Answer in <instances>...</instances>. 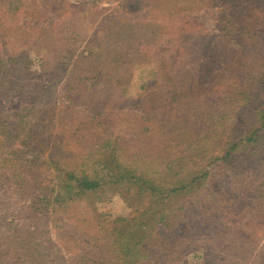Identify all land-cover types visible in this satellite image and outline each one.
Returning <instances> with one entry per match:
<instances>
[{"label": "trees", "instance_id": "trees-1", "mask_svg": "<svg viewBox=\"0 0 264 264\" xmlns=\"http://www.w3.org/2000/svg\"><path fill=\"white\" fill-rule=\"evenodd\" d=\"M132 1L123 0V8L128 10L130 6L136 9L147 0ZM181 1L183 0H167L163 5L161 1L150 0L149 8L164 12L166 8L174 7V12L180 13L183 12V9L180 11L178 8ZM203 1L205 4L211 2L220 8L223 14L221 33L236 39L240 48L228 54L224 53V58L218 57L220 66L211 73L203 72L200 67L205 64V60L200 61V57H196L195 69H185V72L189 73L188 78L191 83L189 88L181 83L162 95L164 100L158 104L157 109L161 110L162 114L165 113L166 119L163 125L158 127L159 133L152 136L156 142L151 146L152 153L157 155L166 151L171 155V149L178 148L184 152L182 153L184 158L188 147L192 146L193 149L196 145L195 148L199 151L206 148L203 155L209 157V163L219 161L223 165H228L237 150L243 148L242 157L248 154L249 159L259 160L257 168L262 170L264 176V133L262 132L264 129V0ZM6 2L14 11L19 8L23 16H26L25 0H6ZM53 3L54 1L50 0L47 2L51 12ZM28 4L31 6L29 10L33 9L31 12L36 13L28 18L34 20L42 13L45 14L42 7L35 5L33 0ZM171 12L173 11H168L167 14L170 15ZM155 18V24L146 23L149 28L145 29L140 37L132 34L126 36L131 25L125 18H119V24L125 25L121 40L117 39L120 41L109 47L111 41L104 44L89 38L85 41L86 54L83 50L76 53V48L73 49L74 41L69 37L63 43L52 39L57 42V47L53 46V52H56L54 55L63 53L62 59L69 60L71 68L63 85V91L73 97V92L82 90L84 85L106 87L108 84L130 80L133 65L151 59V57L145 59L147 53H140L145 46L144 43L151 44L157 49L153 56L161 65L167 49L165 43L172 40L167 39V42L160 45L157 36L158 38L166 36L170 30L175 31L182 27V24L177 23L176 27H172L171 23L174 20L164 19L163 14L162 19ZM116 19L117 17L114 18V22L118 23ZM2 34L1 32L0 35ZM139 38L143 39L144 43L137 44ZM44 42L37 37L32 38L30 44L25 45L24 37L20 49L10 52L6 59L8 63L2 62L0 71L4 77H9V81L0 84V87H4L5 91L10 89L11 93L22 97L25 93V84H29L32 85L30 92L34 96L39 95L38 87H42L45 83H32V75L37 73L30 71L27 52L31 46L38 51H44L42 45ZM137 45L138 49H136ZM147 50L152 52V48ZM16 58L21 63L16 64ZM223 63L225 67L222 68ZM57 64L62 66L60 62ZM43 68L41 66V73ZM61 73L62 71L56 68L52 75L47 74V82H54ZM160 77L159 83L153 82L146 88L143 98L155 95L156 86L164 82L172 83L168 67L161 69L159 79ZM219 77L221 79L225 77L230 81L228 88L222 85L216 89L220 82ZM211 84H215V90L212 95H205L210 96L211 101L206 99L201 101L200 104L204 109L222 108L224 112L229 108L234 109L236 102H241L249 107L252 113L253 123L249 127L244 130L230 128L226 134L225 128L217 131L218 122L207 119L204 130L201 127L195 129L201 117L182 116V108L192 105V100L198 95L199 87ZM68 99L71 100L70 97ZM166 100H169L168 104H165ZM90 102L95 103L90 117L86 116L90 122L82 123H90L91 128L101 129L104 127L103 124L99 125V122L92 121L101 111H95L98 105L94 100ZM33 108L21 109L12 123L0 115V264H47L43 260L46 256L45 248L42 246L41 237H38L36 223L38 225L40 220H47V226L51 225L54 213L58 211L67 213L71 205L88 199V194L95 195L97 191L116 184L124 186L120 192L126 199L134 201V214L129 218L114 219L109 226L106 220L97 222L96 225L91 223V229H86L82 233L85 239L80 236L75 238V235H62L60 232L69 243L75 244L73 238L76 240L75 248L78 252L70 255L66 261L64 257L56 254L53 264H185L191 248L200 250L203 255L216 249L208 247L213 240L222 242L230 235L226 243L247 241L248 233L240 232L234 235L226 227L228 221L224 215L226 209L224 205L225 193L229 188L223 193V197L215 190L211 195L201 192L209 177V173L203 168H195L190 175L169 182L167 185L160 184L145 169L134 164L138 158L137 152L131 153V164L121 161V158L125 157L127 145L130 144L129 151H131L136 141L132 139L122 141L114 130L81 134L75 143L78 152L70 151L68 147L56 141L48 146L45 156L41 159L42 150L38 146L45 145L46 139L43 140L44 135H39L36 129L39 127L45 129L48 126L54 132L53 129H56L59 122L55 121L57 114L55 115V110L51 108L45 111V113L51 112L48 120L39 114L28 116L26 113L32 110L37 114ZM199 110L197 104L192 109V111ZM218 115L220 116L219 112ZM58 116L63 119L65 110ZM42 121H44L43 125H41ZM199 144H202L201 148L198 147ZM212 144L217 148L214 152L207 149ZM149 148L147 146L144 150ZM26 153L31 154L30 159L27 158ZM71 154L77 156L72 157ZM190 160H193V157ZM196 166H201V163ZM35 167L42 169L36 170ZM37 172L41 173L37 174ZM47 173L51 178L48 179L47 184H44V178L41 176ZM252 193L250 201L252 203L257 201L259 207H264V179L262 183L254 186ZM15 218L19 220L14 221ZM70 220L71 218L67 223L63 222L60 225L53 224L54 231L64 230V225H70ZM49 241L50 238L47 237L46 242ZM68 247L70 248V245ZM259 257V264H264V257L262 255Z\"/></svg>", "mask_w": 264, "mask_h": 264}, {"label": "rangeland", "instance_id": "rangeland-1", "mask_svg": "<svg viewBox=\"0 0 264 264\" xmlns=\"http://www.w3.org/2000/svg\"><path fill=\"white\" fill-rule=\"evenodd\" d=\"M25 1L27 5L24 11L26 16H23L19 8L14 11L8 6L6 0H0V31L3 33L0 35V68L2 62L3 64L8 63L6 59L9 57L10 52L13 53L15 49L16 51L20 49L24 37L25 45L30 44L32 38H41L42 41H45L42 44L45 50L38 51L31 46L27 55L30 71L37 73V75H32V83H45V85L38 87L39 95L34 96L30 92L32 85L21 82V84H25V93L22 97L11 93L10 89L5 91L4 87H0V115L12 123L21 109L34 107L33 109L37 111V114L32 110L26 113L28 116L39 114L42 118L48 120L51 112L45 113V111L49 108L55 110L54 114H57L55 121H58L59 125L57 123L56 129H53L54 132L46 124L45 129L41 127L36 129L39 135H44L43 140L46 139L45 145L38 146L42 150L41 159L45 156L48 146L56 141L68 147L67 149L70 151L78 152L75 143L81 134L95 133V131L100 130H114L119 134L120 140L128 141L132 139L136 141L131 151H129L130 144L127 145L125 157L121 158V161L125 164H131V153L137 152L138 158L134 164L141 169H145L160 184L167 185L169 182L190 175L195 168H203L209 173V177L200 191L211 195V192L215 190L218 195L223 197V193L229 188L230 192L225 193L226 202L224 205L226 208L224 209V215L228 221L226 227L234 235L241 232L248 233L249 236L244 243H240V240L226 243L228 238L231 237L230 235L226 236L222 242L213 240L208 244V247L216 249L203 255H201L200 250L191 248L185 264H259V255L264 257V207H259L257 201H253L254 203L250 201L254 186L262 183L264 179L262 170L257 168L259 160L249 159L248 154L242 157L241 151H244L243 148L237 150L228 165H223L219 161L209 163V157L203 155L206 148L199 151L195 148L196 145L193 146V149L192 146L188 147L184 158H182L184 152L178 148H172L171 155L166 151L156 155L152 153L151 148L156 144L152 136L159 131L158 127L162 126L164 119H166L165 113L162 114L161 110L157 109L158 104L164 100L162 95L173 90L176 85L181 83H184L186 88L191 85L188 78L189 73H186L185 69H195L194 59L200 57V61L205 60V64L200 68L203 69V72L211 73L217 66H220L218 57L224 58L225 54L240 48V44L236 39L221 33L223 14L220 8L211 2L205 4L203 0H199V2L197 0L181 1L178 8L180 11L183 9V12L180 13H175L174 7H168L164 12L159 9L150 10V0L137 6L136 9L128 6V10L123 8V0H50L54 1L51 7L53 11L51 12L47 5L49 0H33L35 5L42 7L45 14L42 13L32 20L28 17L36 13L31 12L33 9L29 10L31 6L28 3L31 0ZM158 1H161L163 5L167 2V0ZM168 11L173 12L168 15ZM162 14L164 19L174 20L171 23L172 27H176L177 23L182 24V27L177 28L175 31L170 30L166 36L161 38L157 36L160 45L167 42V39L172 40V42L165 43L168 50H165L161 65L153 56L157 49H154L151 44L144 43L143 39L139 38L137 44L144 43L145 45L140 53H147L145 59L150 57L151 59L136 62L132 67L130 80L108 84L106 87L84 85L82 90L73 92V97L63 91V85L71 68L69 67V60L62 59L63 53H59L58 56L54 55L56 53L53 52L54 47H57V42L54 40L63 43L69 37L74 41L73 49L76 48V53L83 50L86 54L85 41L89 38L104 44L111 41L109 47L121 40L125 25L119 24V18H125L131 25L126 36L129 37L132 34L140 37L141 33L149 28L146 23L155 24V17L162 19ZM115 17H117L115 21L118 20V23L114 22ZM15 34L17 37H15ZM47 35L48 37H46ZM52 39L54 40L52 41ZM145 47L149 50L152 48V52H149ZM136 49H138V45ZM159 50L162 49L159 48ZM55 56L57 57L56 61L54 60ZM58 62L62 66H58ZM17 63H21V61L16 58ZM41 66L44 67L43 73H41ZM164 67H168L170 70L172 83L164 82L156 86L157 93L155 95L150 98H143L147 91L146 88L151 83L161 81L159 75ZM221 67H225V64L223 63ZM56 68L61 70L62 73L54 82H47V74L52 75ZM3 75L0 71V84L9 81V77ZM219 78L220 82L216 89L222 85L228 88L230 81L225 77L223 79ZM8 87L10 88L9 84ZM214 90L215 84L201 85L196 99L192 100V105L184 106L181 110L182 116L188 118L190 116L201 117L199 125L195 129L201 127L204 130L207 119L218 122L217 131H221L220 128H225L226 134H228L230 128L244 130L253 123L249 107L241 102H236L234 109L229 108L228 111L224 112H222V108H215L218 110L204 109V106L200 104L201 101L203 99L211 101L210 96L206 97L205 95H212ZM93 100L98 105L95 111H101V113L92 121L104 125L103 128H98L99 130L91 128L90 123H82L90 122L86 116L90 117L91 110L95 107V103L90 102ZM168 103L169 100H166L165 104ZM196 104L200 107V110L192 111ZM64 110L65 117L63 119L59 118L58 115L62 114ZM43 112L44 114H41ZM43 124L44 121L41 125ZM262 132L264 133V129ZM147 146L150 148L145 151L144 149ZM198 147L201 148L202 144H199ZM215 147L216 145L212 144L207 149L214 152L217 150ZM26 155L27 158H31V154L26 153ZM160 155L161 157H159ZM71 156L76 157L77 155L71 154ZM191 157H193V160H190ZM198 163H201V166L197 167ZM35 169H42V167H35ZM40 173L37 172V174ZM41 177L44 178V184H47L48 179L51 178L48 173L47 175L43 174ZM120 189H124V186L116 184L97 191L95 195L88 194V199H85L82 203L71 205L67 213H61L60 211L54 213L51 225L47 226V220L37 221L38 237L40 236L43 241L42 246L45 248L46 254L43 260L47 264H53L55 263L54 257H57L56 254L64 257L66 261L70 255H75L78 252L75 248L76 240L73 238L75 244H71L72 242L66 241L62 235H75V238L80 236L85 239L86 237L82 233L86 229H91V223L96 225L97 222L106 220L109 226L114 219L131 217L135 211V203L133 200L126 199ZM10 196L12 197V193ZM70 218V225H64V230L55 229L54 231L53 224L67 223ZM17 220L19 219H14V221ZM47 237L50 238L49 242H46ZM58 242H62L64 245ZM68 245H70V248ZM217 256L220 257L217 258Z\"/></svg>", "mask_w": 264, "mask_h": 264}]
</instances>
